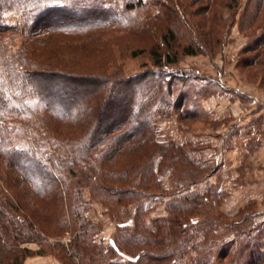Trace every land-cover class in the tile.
Listing matches in <instances>:
<instances>
[{
	"label": "trees",
	"instance_id": "1",
	"mask_svg": "<svg viewBox=\"0 0 264 264\" xmlns=\"http://www.w3.org/2000/svg\"><path fill=\"white\" fill-rule=\"evenodd\" d=\"M215 2L185 11L187 17L171 10L174 15L157 28L162 15L130 14L141 0L120 5L116 0H0V264H24L33 255H52L60 264H176L198 217L209 216L205 207L220 192L191 189L207 177V169L194 160L191 147L157 141L152 115L161 102L183 110L185 101L213 92L204 78L169 70L179 53L170 44L178 37V15L179 29L193 30L188 18L201 14L212 34L214 16L208 9ZM238 5V0H224L225 9ZM11 14L14 21L8 19ZM238 26L245 42L236 66L264 82V0H246ZM117 30L156 35L167 48L152 44L153 65L167 72L139 83L133 95H121L116 80H96L91 70L102 54H111L106 45L114 42L109 35ZM200 51L201 42L195 40H185L181 47L185 55ZM165 93L176 95L171 99ZM187 112L180 115L193 114ZM167 171L171 189L161 180ZM84 191L118 220L108 242L95 239L100 226L85 215L89 199ZM162 195L171 196L167 214L149 225L145 202ZM129 209L130 225L124 216ZM235 215L224 219L232 234L226 243L240 236L236 244L242 264L263 263L262 230L244 224L247 211L230 221ZM208 222L220 224L217 218ZM67 232V242L54 240ZM216 252V260L196 264H220L233 257L224 242Z\"/></svg>",
	"mask_w": 264,
	"mask_h": 264
},
{
	"label": "rangeland",
	"instance_id": "2",
	"mask_svg": "<svg viewBox=\"0 0 264 264\" xmlns=\"http://www.w3.org/2000/svg\"><path fill=\"white\" fill-rule=\"evenodd\" d=\"M116 1L120 5L125 0ZM207 1L197 0V3L191 5L193 0H141V6L130 14L152 19L162 15L158 20L160 25H155L159 28L169 16L174 15L175 12L171 10L175 9L187 17L185 11L190 13ZM238 2L236 9L228 10L225 9L224 0H216L214 6L208 9L209 15L214 16V22L210 23L212 34H208L207 22L201 14L189 16V24L193 30L179 29L181 15H178V21H174L178 23L179 32L178 37L170 44L179 53L175 65L169 71L183 72L186 76H200L204 78V83L210 84L213 92L195 98L194 101H185L183 110L166 102L159 103L152 115L155 138L160 142L172 141L177 145L191 147L194 160L207 169V177L194 183L191 189L203 193L207 187H211L220 192L219 198L205 207L209 216L198 217L199 222L193 226V237L176 264H196L207 258L216 260V248L222 242L225 243V252L233 257L226 256L220 264H242L243 260L238 259L236 244L241 237H234L233 244L226 243L232 234L223 223L226 216L234 214L236 215L230 221H237L245 211L248 219L244 224L258 226V231L263 232L264 250V82L257 75L252 76L250 69L246 72L236 66L240 48L245 42V36L242 32L238 33L236 28L239 30L238 20L246 0ZM16 18L13 14L8 16L10 21ZM227 28H230V32L225 40ZM117 31L109 35L114 42L105 44L110 48L111 54H102L92 63L91 70L95 72L96 80H116L121 95H133L139 83L147 79H160L165 75L168 68L154 66L149 50L159 47L161 51H165L167 48L156 35ZM203 32H206L204 36ZM216 35H220L219 38ZM18 40L16 37V41ZM185 40L201 42V51L194 55L182 54L181 47ZM133 51L143 52L132 56ZM233 88L246 91V95L231 92L230 89ZM165 95H171L173 99L176 94ZM188 95L195 94L191 92ZM187 111H193V114L190 117H186L187 114L180 115L182 112L188 113ZM240 120H245L244 126L237 125ZM169 174V171L162 173L161 180L166 188L171 189L173 187ZM84 196L89 199L86 217L100 226L95 239L108 242L118 220L111 217L108 207L101 201L90 200L85 191ZM162 196L145 202V221L149 225L153 226L154 218L167 214L166 205L171 196ZM175 196H180V193ZM120 209L123 210L122 207ZM125 215L130 225L133 211L129 209ZM208 218H217L220 224H210ZM243 226L245 225L239 227ZM205 231L209 233L207 240L204 238ZM257 234L261 236L260 233ZM68 239V232L62 237L54 238L63 242Z\"/></svg>",
	"mask_w": 264,
	"mask_h": 264
},
{
	"label": "crops",
	"instance_id": "3",
	"mask_svg": "<svg viewBox=\"0 0 264 264\" xmlns=\"http://www.w3.org/2000/svg\"><path fill=\"white\" fill-rule=\"evenodd\" d=\"M236 30L238 31V33H240V31L237 28ZM244 122L245 120H240L237 125L239 127L244 126ZM27 246L31 249L37 248V245L34 243H29L27 244ZM24 264H60V263L52 255H33L25 258Z\"/></svg>",
	"mask_w": 264,
	"mask_h": 264
}]
</instances>
